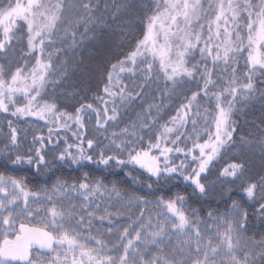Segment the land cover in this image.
<instances>
[{"label": "snow or ice", "instance_id": "obj_1", "mask_svg": "<svg viewBox=\"0 0 264 264\" xmlns=\"http://www.w3.org/2000/svg\"><path fill=\"white\" fill-rule=\"evenodd\" d=\"M0 113L51 125L22 153L8 121L0 264H264V0H0ZM93 119L103 139L85 135ZM57 127L77 141L56 142L60 164L133 184L143 170V194L88 172L36 190L6 174L55 175ZM174 180L191 193L165 192Z\"/></svg>", "mask_w": 264, "mask_h": 264}, {"label": "trees", "instance_id": "obj_2", "mask_svg": "<svg viewBox=\"0 0 264 264\" xmlns=\"http://www.w3.org/2000/svg\"><path fill=\"white\" fill-rule=\"evenodd\" d=\"M87 44V42H86ZM26 40L21 43L19 41H14V53L10 54V59L13 60V63L19 62L21 64L24 63V60L21 57H26ZM243 64V61H241V65ZM127 82V81H126ZM62 89L59 88H49V95L52 97H56L59 95L60 92H62ZM91 95V93H90ZM61 105L65 103L63 99L59 101ZM70 111L71 109H66ZM130 116L134 117V113H130ZM11 120L13 122V126L18 129V140L20 141V151L26 152L29 146L33 145V137L34 136H40L43 135L45 138L48 137V128L51 127V125H46L45 121L37 120L35 117H21L17 118L14 116H11L7 113H0V148L3 147V141L5 140L9 128H8V121ZM124 125L121 124L120 127H123ZM75 128H72V131H75ZM72 131L63 129V128H54L53 129V135H52V141L53 143L47 144L45 147V152L47 153L46 159L51 162L50 166L52 167V171L55 172V175H51L48 172H42L40 174H37L36 169L32 166L23 165L19 166L16 171H10L6 174L17 176L20 178H25L28 187L36 190L44 186H50L53 181L60 177L62 179L68 180L69 182L77 181L79 178L83 177L85 172L89 173V179H101L104 181L105 184H107L109 187H111L112 183H115L116 186L121 190V193H128L133 194L136 189L142 188V186L148 182V175L147 173L143 172V170H137L133 172V175L137 178V183L133 184L131 178L126 177L124 175V172L129 171V169H125L124 171H117L115 174H112L111 170H104L102 166H96V165H88L85 168H77V166H67L60 164L56 159L57 152L51 151L53 147H57L56 142L59 141L58 144V150L62 149L65 144L64 140L67 139L68 143H74L75 138L72 136ZM111 131V129L109 130ZM250 131L249 129H246L241 124V127L238 129L237 135H242L245 132ZM85 135L88 138H91L92 136H97L100 139H103V135L101 133H98L95 131V120L93 119L91 122H89L86 125V128L84 129ZM102 132V130H101ZM104 143H107L105 140ZM35 147H39V144H35ZM74 150V149H73ZM179 163V161H176ZM227 158L224 160H220L218 162H214L215 167L213 168V173L216 172V170L220 167H223L227 163ZM4 168L0 166V172H4ZM214 178V175L213 177ZM170 185V187H169ZM169 185H165V192H170V194L180 193L182 195L186 193H191V188H186L185 184L179 180L170 181ZM155 187V185H154ZM137 195H142V192H135ZM161 193H157V195H160ZM148 199H153V197H148ZM193 200V207H203L204 211L201 213L202 215L205 214L208 210L209 205L203 204V202H196L195 198H192ZM211 206L215 207L214 202H210ZM121 221L126 220L127 217H121ZM98 223V222H97Z\"/></svg>", "mask_w": 264, "mask_h": 264}, {"label": "rangeland", "instance_id": "obj_3", "mask_svg": "<svg viewBox=\"0 0 264 264\" xmlns=\"http://www.w3.org/2000/svg\"><path fill=\"white\" fill-rule=\"evenodd\" d=\"M72 128H75V125H73ZM75 129H76V128H75Z\"/></svg>", "mask_w": 264, "mask_h": 264}]
</instances>
